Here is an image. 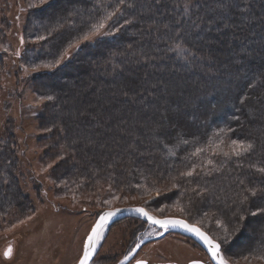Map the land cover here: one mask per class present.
I'll return each mask as SVG.
<instances>
[{
	"label": "trees",
	"instance_id": "trees-1",
	"mask_svg": "<svg viewBox=\"0 0 264 264\" xmlns=\"http://www.w3.org/2000/svg\"><path fill=\"white\" fill-rule=\"evenodd\" d=\"M56 1L29 10L21 68L56 63L85 34L102 28V35L32 79L48 98L42 125L56 126L48 138L57 135L56 146L62 137L68 157L53 178L80 194L107 182L124 195L173 182L186 210L180 217L198 224V213L212 211L226 227L240 218L250 252L264 255V218L256 232L241 220L264 217V0H64L45 12ZM8 25L0 29V79ZM119 118L121 132L107 133L106 119ZM85 137L105 143L96 149ZM232 140L243 145L237 153L219 151ZM16 146L8 136L0 149V215L10 202L32 209ZM198 225L227 255L233 234Z\"/></svg>",
	"mask_w": 264,
	"mask_h": 264
},
{
	"label": "rangeland",
	"instance_id": "rangeland-1",
	"mask_svg": "<svg viewBox=\"0 0 264 264\" xmlns=\"http://www.w3.org/2000/svg\"><path fill=\"white\" fill-rule=\"evenodd\" d=\"M50 1L45 0L41 3V0H0V29L7 22L10 27L6 37L7 43L3 46L7 56L0 79L2 81L0 83V149L8 136L13 137L18 144V149L17 146L14 149L18 159L16 173L21 190L25 196L29 197L32 206L31 211L26 210L28 203L15 206V202H10L2 207L0 264H77L83 254L87 235L99 214L106 209L141 205L156 216H186L185 208L175 199L178 189L173 182L166 181L160 186L153 187L150 192L131 195L121 194L118 189L116 190L111 183L107 182L88 190L87 193L80 194L74 188H72L74 192L67 190L66 182H59L53 178V170L58 165L60 166L57 169V175L60 178L62 175L60 169L66 165L68 157L58 147L60 143L65 145L62 137L56 146L52 142L58 136L48 138L49 131L56 126L50 127V121L49 124L44 121L42 125L39 114L43 111L48 98L38 94L32 79L39 73L54 70L61 65L62 61L71 57L72 53L82 44L92 42L102 35L100 32L102 28L72 42L56 63L45 62L21 68L18 54L24 41L23 24L25 25L29 10L43 6ZM57 109L61 107H56ZM64 112L62 110V113ZM52 118L55 119V114L47 115L45 119ZM119 121L120 118L119 120L110 119V122L106 119L108 123L106 132L110 134L112 129L121 132ZM97 126L101 127L103 123H98ZM132 128L130 126L129 129ZM72 136L75 138L74 135ZM84 139H87V144L91 146L94 144L96 149L105 143L104 139L97 140L96 143H88L89 139L86 137ZM234 141L236 143H233ZM106 143L112 145L110 139H107ZM218 146L219 151L224 153H237L243 145L240 141L232 140ZM216 205L214 208L220 213ZM211 213L213 212L203 211L193 219L219 236H224L225 228H227V233L233 234V239L243 240L245 238V234L241 235L239 232L241 223L238 225L237 221L240 218H233L232 221L228 218L230 225L228 223L226 227L219 217ZM231 213L235 214L237 211ZM241 217V220H244L242 227L249 229L251 228L249 225L253 223L252 228L255 232L261 228V220L264 218L253 212L247 218ZM134 221L130 217H125L117 221V224H113L93 264H111L127 254L129 250L125 247L133 239L131 224ZM108 227L103 230L104 239ZM159 231L151 227L147 235H157ZM248 240L250 239H246L243 245L238 246L237 250L227 249L228 254L224 253L227 260L232 264H264V255L250 252L251 241ZM136 241V239L132 241L130 248ZM9 247L12 248V254L10 257H5L4 252ZM103 256L107 258L106 261L102 260ZM139 257L150 260L149 264L166 260L175 261L177 264H190L189 261L193 259L212 264L209 255L200 256L197 249L187 244L185 239L177 236H168L160 242L146 245Z\"/></svg>",
	"mask_w": 264,
	"mask_h": 264
},
{
	"label": "water",
	"instance_id": "water-1",
	"mask_svg": "<svg viewBox=\"0 0 264 264\" xmlns=\"http://www.w3.org/2000/svg\"><path fill=\"white\" fill-rule=\"evenodd\" d=\"M140 208H143L149 216H152V217H155L157 220H182L184 221L186 224H189V225H192L196 228H198L201 232H203L208 238L209 240H211L213 242V244H218L220 246V250H219V257L222 258L226 264H232L230 261L227 260V258L224 256V253L222 251V246L220 244V242L216 239H214L210 233H208L206 230H204L202 227H200L198 224H195V223H192L190 222L189 220L183 218V217H180V216H163V217H157L156 215H153L148 209H146L144 206H127V207H117V208H114V209H106L104 210L103 212H101L99 214V216L97 217L96 219V222L94 223L93 227L95 226V224L100 220V217L101 216H104L106 213H115V215H113L106 223L105 227L102 229L101 231V235H100V238L98 240V242L96 243V248H95V251L92 255V258L91 260L89 261V264H92V262L94 261L95 257L97 256L98 252H99V249L102 245V242H103V239H104V236H103V230L112 225L116 220L122 218V217H125V216H139L141 218H144L147 222H149L150 224L152 225H155V226H158L160 228H162L164 230L163 234H165L166 232L168 231H172V232H177V233H183V234H186L188 236H190L194 241H196L204 250L205 252L209 255L210 257V260L212 262V264H219V259H213L212 257V254L209 250V246L207 244H205L195 233L193 232H190V231H187L185 228L183 227H180V226H171L169 225L167 228H164L162 227L161 225L159 224H154L152 223L146 216L142 215L141 213L137 212L136 209H140ZM92 227V228H93ZM92 231V229H91ZM91 231L90 233L87 235V238H86V241L88 239V236L91 234ZM163 236V235H162ZM152 238L150 237H147L145 238L143 241H141L139 244V247H136L134 248V251L131 255H129L127 257V259L123 260V264H127L131 259L132 257L135 255V253L139 250V248H141L144 244H146L147 242H149ZM85 241V243H86ZM84 252V250H83ZM83 255V254H82ZM82 257V256H81ZM146 263V261H144ZM77 264H79V261L77 262ZM118 264H121L118 263ZM191 264H204V262L202 261H192Z\"/></svg>",
	"mask_w": 264,
	"mask_h": 264
},
{
	"label": "flooded vegetation",
	"instance_id": "flooded-vegetation-1",
	"mask_svg": "<svg viewBox=\"0 0 264 264\" xmlns=\"http://www.w3.org/2000/svg\"><path fill=\"white\" fill-rule=\"evenodd\" d=\"M135 206H141V205H135ZM125 217H130V218H132V219L135 220V221H134V225H133V227H131V230H132V233H131V234H133V235H132V236H133L132 241L134 242L135 239H136L137 241L132 245L131 248H130V246H131V244L133 243L132 241H131L130 244H128V245L125 247L126 250H129V251L127 252V254H126L127 256L125 255V256L122 257V258L120 257V258H118V260H117L116 262L114 261V262L111 263V264H118V263L122 262L123 260H125V257H128L129 255H131V254L133 253V250H134V248L136 247V245L139 244L141 241H143V240H144L145 238H147V237H150V238H152V239H151L149 242H147L146 244H144L141 248H139V250L135 253V255L132 257V259H131L127 264H137V261H146L145 264H149L150 260H148V259H146V258L144 259V258L139 257V254L141 253L142 249H143L146 245H148V244H150V243H152V242H160V241L164 240L165 238H167L168 236H169V237H170V236H177V237L183 238V239L186 240L187 244H189V245L192 246L194 249H197V250L200 252V256H201V255H204V254L208 255V254L205 252V250H204V249H203V248H202V247H201L196 241H194L190 236H188V235H186V234H183V233H177V232H172V231H168V232H166L165 234H163L164 230H163L162 228L150 224V223L147 222L144 218H141V217H139V216H131V215H129V216H125ZM125 217H122V218H120V219H121V220H122V219H125ZM157 217H158V216H157ZM159 217H163V216H159ZM120 219L116 220L113 224H117V223H118L117 221H119ZM113 224L110 225V226L108 227V232H107V234H106V236H105V239H104V241H103V244H102L101 247H100L101 249H102V247H103V245H104L106 239L108 238V236H109V234H110V233H109L110 230H112V228H113V226H114ZM131 226H132V224H131ZM150 226L153 227V228H156V229L160 230V231H159V234H157V235H147L148 230L151 229ZM162 235H163V236H162ZM126 250H125V251H126ZM99 251H100V249H99ZM98 253H99V252H98ZM130 253H131V254H130ZM97 256H98V254H97ZM97 256L95 257V259H94V261L92 262V264L95 263ZM108 258H109V257H108ZM102 260L106 261L107 258H105V257L103 256ZM192 261H200V259H193V260H190L189 263L191 264ZM102 262H103V261H102ZM203 262H204V261H203ZM96 264H99V263H96ZM154 264H177V262L166 260V261H155ZM204 264H205V263H204Z\"/></svg>",
	"mask_w": 264,
	"mask_h": 264
},
{
	"label": "snow or ice",
	"instance_id": "snow-or-ice-1",
	"mask_svg": "<svg viewBox=\"0 0 264 264\" xmlns=\"http://www.w3.org/2000/svg\"><path fill=\"white\" fill-rule=\"evenodd\" d=\"M45 2V0H41V3ZM103 25H100L102 27ZM50 99V98H49ZM233 143H236L235 141ZM250 147V145L248 146ZM137 212L141 213L142 215L146 216L152 223L159 224L164 228H167L169 225L171 226H180L185 228L187 231L195 233L205 244L209 246V250L212 254L213 259H219V264H226V262L219 257V250L220 246L218 244H213L211 240L198 228L186 224L182 220H157L155 217L149 216L148 213L143 209H136ZM115 213H106L104 216L100 217V220L95 224V226L92 228L91 234L88 236V239L84 245V252L82 257L79 259V264H89V261L92 258V255L96 248V243L98 242L101 231L105 227L107 221L113 216ZM139 247V245H137ZM134 251V250H133ZM12 254V248L9 247L4 252L5 257H10ZM131 254V253H130ZM127 259V257H125ZM123 264V262H121ZM137 264H145L144 261H137Z\"/></svg>",
	"mask_w": 264,
	"mask_h": 264
},
{
	"label": "bare ground",
	"instance_id": "bare-ground-1",
	"mask_svg": "<svg viewBox=\"0 0 264 264\" xmlns=\"http://www.w3.org/2000/svg\"><path fill=\"white\" fill-rule=\"evenodd\" d=\"M63 1H64V0H57L56 3H55L54 5H51V6L47 7V8L45 9V12H47V11H52V10L56 9L59 5H61V4L63 3ZM71 67H72V66L65 67V68L63 69V71L71 72V71H72ZM78 70H80V69H78ZM77 73L79 74V72H77ZM58 82H59V84L62 83L60 80H58ZM248 237H249V232L245 233V238H244L243 240L232 241V242L230 243V245H229V248H230L231 250H237V249H238V246L243 245L244 242H246V239H248Z\"/></svg>",
	"mask_w": 264,
	"mask_h": 264
}]
</instances>
